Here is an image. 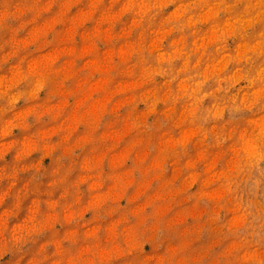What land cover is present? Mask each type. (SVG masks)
<instances>
[{
	"label": "rangeland",
	"instance_id": "374dc122",
	"mask_svg": "<svg viewBox=\"0 0 264 264\" xmlns=\"http://www.w3.org/2000/svg\"><path fill=\"white\" fill-rule=\"evenodd\" d=\"M261 22L0 0V264H264Z\"/></svg>",
	"mask_w": 264,
	"mask_h": 264
},
{
	"label": "bare ground",
	"instance_id": "6f19581e",
	"mask_svg": "<svg viewBox=\"0 0 264 264\" xmlns=\"http://www.w3.org/2000/svg\"><path fill=\"white\" fill-rule=\"evenodd\" d=\"M232 12H233V11H232ZM237 15H238V14H237ZM262 25H264V23L262 24V22H261V26H262ZM261 26H260V27H261ZM260 27H259V28H260ZM254 32H255V31H254ZM254 35H255V34H254ZM260 35H261V34H260ZM253 38H254V37H253ZM258 38H259V37H258ZM255 39H257V38H255ZM263 40H264V39H263ZM258 41L260 42V40H258ZM262 44H264V43H262ZM261 51H262V50H261ZM263 53H264V52H263ZM263 57H264V56H263ZM257 58H258V57H257ZM259 58H260V57H259ZM261 59H262V58H261ZM255 61H256V60H255ZM261 61H262V60H261ZM261 61H259V62L261 63ZM253 63H254V62H253ZM255 63H256V62H255ZM255 63H254V64H255ZM258 64H259V63H258ZM260 66H261V65H260Z\"/></svg>",
	"mask_w": 264,
	"mask_h": 264
}]
</instances>
